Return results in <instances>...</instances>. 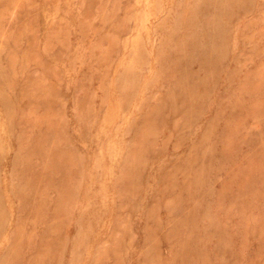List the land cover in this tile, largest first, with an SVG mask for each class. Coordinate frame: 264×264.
Returning <instances> with one entry per match:
<instances>
[{
  "label": "rangeland",
  "instance_id": "374dc122",
  "mask_svg": "<svg viewBox=\"0 0 264 264\" xmlns=\"http://www.w3.org/2000/svg\"><path fill=\"white\" fill-rule=\"evenodd\" d=\"M0 264H264V0H0Z\"/></svg>",
  "mask_w": 264,
  "mask_h": 264
}]
</instances>
